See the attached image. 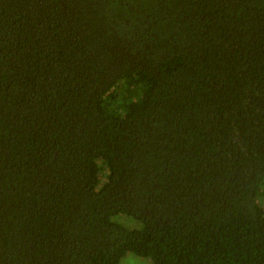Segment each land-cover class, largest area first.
Here are the masks:
<instances>
[{"label":"trees","instance_id":"trees-1","mask_svg":"<svg viewBox=\"0 0 264 264\" xmlns=\"http://www.w3.org/2000/svg\"><path fill=\"white\" fill-rule=\"evenodd\" d=\"M261 203L264 0H0V264H264Z\"/></svg>","mask_w":264,"mask_h":264},{"label":"rangeland","instance_id":"rangeland-1","mask_svg":"<svg viewBox=\"0 0 264 264\" xmlns=\"http://www.w3.org/2000/svg\"><path fill=\"white\" fill-rule=\"evenodd\" d=\"M264 209V204L261 203ZM114 221L120 223L122 226L131 229V230H139L142 228V224L128 217H120L118 219H113ZM120 264H151V261L148 259L138 258L132 254H127L122 260Z\"/></svg>","mask_w":264,"mask_h":264}]
</instances>
